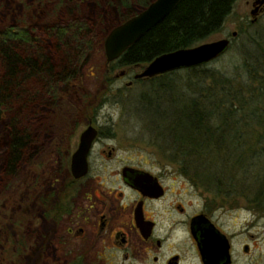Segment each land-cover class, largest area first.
<instances>
[{
	"label": "trees",
	"instance_id": "16d2710c",
	"mask_svg": "<svg viewBox=\"0 0 264 264\" xmlns=\"http://www.w3.org/2000/svg\"><path fill=\"white\" fill-rule=\"evenodd\" d=\"M153 1H146L143 8L127 7L124 0L112 4L124 8V22ZM236 1L180 0L110 68H142L161 55L202 44L222 30ZM63 10L70 13L67 7ZM245 44L242 62L232 77L207 64L147 79L158 83L139 96L137 113L148 112L155 119L151 140L170 151L169 159L182 166L179 171L189 181L200 182L217 196L234 195L236 190L252 192L251 205L261 212L264 48L253 43L249 49ZM101 45L93 26L79 18L66 16L45 24L39 32L15 25L0 28V110L9 118L8 176L29 154L24 143L28 127L20 119L24 121L28 111L35 113L39 105H50L48 97L55 86L73 81L85 55Z\"/></svg>",
	"mask_w": 264,
	"mask_h": 264
},
{
	"label": "flooded vegetation",
	"instance_id": "af4514ba",
	"mask_svg": "<svg viewBox=\"0 0 264 264\" xmlns=\"http://www.w3.org/2000/svg\"><path fill=\"white\" fill-rule=\"evenodd\" d=\"M130 73L126 69L121 77ZM68 83L55 86L49 106L59 103L58 93ZM101 91L103 96V85ZM76 95L78 103H90L81 87ZM101 106L103 97L84 106L85 128L80 131L72 127L56 134L42 117L35 160L26 134L30 156L25 157L36 162L37 173L25 190L23 211L36 264H244L252 255V224L243 216L244 209L204 200L202 188L186 178L180 181L184 175L177 170L151 172L118 159L108 145L116 134L97 121ZM87 128L95 130L86 155L87 173L75 179L73 156ZM29 200L35 203L33 210ZM20 240L15 237L10 243L14 251L20 245L26 248Z\"/></svg>",
	"mask_w": 264,
	"mask_h": 264
},
{
	"label": "rangeland",
	"instance_id": "374dc122",
	"mask_svg": "<svg viewBox=\"0 0 264 264\" xmlns=\"http://www.w3.org/2000/svg\"><path fill=\"white\" fill-rule=\"evenodd\" d=\"M124 1L127 3V7L137 5L143 8L148 0ZM112 2L113 0H0V28L15 25L39 32L45 24L58 23L67 16L73 19H82L93 26L96 36L101 37L104 44L110 31L120 25L126 15L122 6L116 3L112 4ZM253 2L254 0H237L222 30L202 43H213L222 39L230 41L228 50L217 60L208 64V68L221 71L232 77L235 74L234 69L237 66L239 68V64L242 62V48L245 47V43L249 49H252L253 43L264 48V9L260 10L255 17H251ZM64 7L70 9L69 14L64 12ZM233 34H235L234 37ZM142 68L137 67L130 70L129 76L113 79L115 73L126 71V69L110 68V64L106 65L102 46L87 53L78 68L76 79L59 91L60 101L58 104L45 107L39 105L35 113L28 111L24 121L20 119L27 125V131L31 136H29L30 141L33 142L29 146V152L31 151L32 154V158H30H35L34 146L42 117H45L44 121L56 134L69 131L72 127H74L73 130L80 131L85 128L83 126L85 124L83 120L84 106L89 104L92 106L94 103L100 102L103 97V106L97 109V121L100 126L104 125L107 131L116 134L115 140L108 142L109 147L115 148L116 157L127 164L147 171L155 172L165 169L173 172L177 170V174H179L180 171L175 167L179 164L169 159L170 151L162 144L156 146L151 140L150 130L154 127L152 123L155 119H150L148 112L146 114L144 111H141L140 114L137 113L139 96L143 92H147L151 85L158 83L151 84L147 80H133L134 74L139 73ZM107 71L108 73H106ZM176 78L178 77L176 76ZM130 81L132 84L128 86ZM180 82L182 84V80H178V83ZM102 85L103 96L102 91L99 92ZM80 87L86 92L90 103H78L76 91ZM8 120V116L0 110V264H36L35 253H32L31 249V245L34 244V241H31L33 236L29 231L25 232L24 221L27 220V217L23 209L27 196L25 190L33 180V175L37 173V166L36 162L33 164L35 159L30 162L31 160L27 158L30 156L28 154L21 160L11 177L6 174V150L9 142L6 132ZM103 121H107V124H103ZM262 162L261 166L264 168V158ZM260 172L262 173V171ZM182 178L186 177L180 176L179 180L183 181ZM198 185L202 188L204 200L210 199V203L214 205H232L236 209L241 206L244 209L241 210L245 212L243 216L246 220H251L252 224V255L250 258H245L243 263L263 264L264 214L262 213L264 210L259 212L253 209L250 202L253 193L245 194L241 190H236L234 195L217 196L213 193L214 191L211 192L212 190L206 191L200 182ZM179 186V183H173L174 189H178ZM191 193L192 190H189L188 194L191 195ZM34 204L29 200V210L34 209ZM15 237L21 239L20 244L27 245L25 249L20 245V248L17 246L18 248L13 250V245L10 243L14 241ZM51 259L52 257L48 260L52 261Z\"/></svg>",
	"mask_w": 264,
	"mask_h": 264
},
{
	"label": "water",
	"instance_id": "95a60500",
	"mask_svg": "<svg viewBox=\"0 0 264 264\" xmlns=\"http://www.w3.org/2000/svg\"><path fill=\"white\" fill-rule=\"evenodd\" d=\"M179 1L154 0L138 14L111 30L103 44L106 64L115 62L129 47L160 23ZM252 7L251 17H255L260 10H263L264 0H254ZM234 36L235 34H233ZM229 44V39H222L213 43L200 44L193 48L161 55L144 66L139 73H136L134 79H152L174 71L194 69L210 64L228 50ZM125 73V70L120 71L114 77L119 78ZM94 135L95 130L93 128H87L81 135L79 148L72 161L71 170L75 179H79L87 173L86 155ZM206 242L205 240L203 244L205 254Z\"/></svg>",
	"mask_w": 264,
	"mask_h": 264
}]
</instances>
